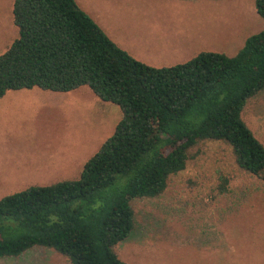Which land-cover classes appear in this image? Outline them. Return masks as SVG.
<instances>
[{
  "label": "trees",
  "instance_id": "obj_1",
  "mask_svg": "<svg viewBox=\"0 0 264 264\" xmlns=\"http://www.w3.org/2000/svg\"><path fill=\"white\" fill-rule=\"evenodd\" d=\"M253 2L264 20V0ZM12 16L18 37L0 55V99L87 87L121 118L78 178L0 199V259L45 248L67 264H126L116 247L134 230L132 201L162 196L204 142L226 145L240 173L264 182V146L242 117L264 90V30L234 56L201 52L155 68L118 47L75 0H13ZM228 183L221 179V193Z\"/></svg>",
  "mask_w": 264,
  "mask_h": 264
},
{
  "label": "rangeland",
  "instance_id": "obj_2",
  "mask_svg": "<svg viewBox=\"0 0 264 264\" xmlns=\"http://www.w3.org/2000/svg\"><path fill=\"white\" fill-rule=\"evenodd\" d=\"M75 2L120 48L153 67L185 63L201 52L234 56L264 30L253 0ZM12 5L0 0V55L18 37ZM242 117L264 146V90L248 101ZM120 118L118 106L87 87L7 92L0 99V199L78 178ZM192 155L162 196L132 201L135 226L116 247L119 258L126 264H264V182L240 173L222 143H201ZM0 264L67 263L39 248Z\"/></svg>",
  "mask_w": 264,
  "mask_h": 264
},
{
  "label": "crops",
  "instance_id": "obj_3",
  "mask_svg": "<svg viewBox=\"0 0 264 264\" xmlns=\"http://www.w3.org/2000/svg\"><path fill=\"white\" fill-rule=\"evenodd\" d=\"M109 38H110V37H109ZM115 40H116L115 42L113 41L115 44H116V43L118 44V42H120V41H118L117 39H115ZM120 43H121V42H120ZM117 44H116V45H117ZM121 44H122V43H121ZM118 45H119V44H118ZM118 45H117V46H118ZM118 47H119V46H118ZM121 49H122V48H121ZM133 58H134V57H133ZM136 60H137V59H136ZM151 67H153V66H151ZM155 68H162V67H155ZM66 180H68V179H66ZM9 195H10V194H9Z\"/></svg>",
  "mask_w": 264,
  "mask_h": 264
}]
</instances>
